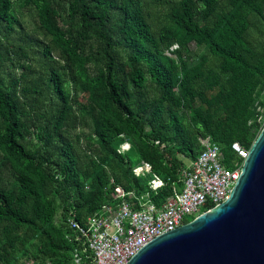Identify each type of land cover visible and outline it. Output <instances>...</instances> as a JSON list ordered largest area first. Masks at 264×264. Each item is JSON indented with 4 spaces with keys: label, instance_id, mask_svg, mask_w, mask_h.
<instances>
[{
    "label": "trees",
    "instance_id": "obj_1",
    "mask_svg": "<svg viewBox=\"0 0 264 264\" xmlns=\"http://www.w3.org/2000/svg\"><path fill=\"white\" fill-rule=\"evenodd\" d=\"M10 58L22 61L0 71V264H70L69 211L81 221L114 186L159 205L198 138L227 164L262 127L264 0H0V67ZM139 162L165 185L133 177Z\"/></svg>",
    "mask_w": 264,
    "mask_h": 264
},
{
    "label": "built area",
    "instance_id": "obj_2",
    "mask_svg": "<svg viewBox=\"0 0 264 264\" xmlns=\"http://www.w3.org/2000/svg\"><path fill=\"white\" fill-rule=\"evenodd\" d=\"M197 141L199 153L178 169L180 186L171 187V194L161 204L148 200L147 193L136 197L114 186L110 203L102 204L81 221L69 211L62 222L64 237L72 245L70 264H125L139 247L186 223V215H193L192 220L216 207L232 187L247 149L232 142L229 148L233 158L226 164L220 148L209 137ZM153 144L163 148L157 141ZM127 149L124 141L117 152ZM131 173L135 178L147 176L150 191L165 185L145 162H139Z\"/></svg>",
    "mask_w": 264,
    "mask_h": 264
},
{
    "label": "water",
    "instance_id": "obj_3",
    "mask_svg": "<svg viewBox=\"0 0 264 264\" xmlns=\"http://www.w3.org/2000/svg\"><path fill=\"white\" fill-rule=\"evenodd\" d=\"M125 264H264V123L223 200L148 241Z\"/></svg>",
    "mask_w": 264,
    "mask_h": 264
},
{
    "label": "rangeland",
    "instance_id": "obj_4",
    "mask_svg": "<svg viewBox=\"0 0 264 264\" xmlns=\"http://www.w3.org/2000/svg\"><path fill=\"white\" fill-rule=\"evenodd\" d=\"M20 19L23 22L24 28H25V33L27 34V37L29 39V44L32 45V47L29 49L30 52V56L32 57L33 55L36 54V49L34 46V40L36 37H38V33L36 32L37 30V26H36V20L35 17L32 15V13L28 12L26 9H23L20 11ZM173 48V47H171ZM168 56L169 54L166 53ZM12 61H15L16 63L19 64V62L22 61L21 58H10L9 60H6L3 62L2 66L0 67V71L2 72V74L7 77L8 75H10L11 73H13L14 75H19L21 70L16 68L15 65H12ZM196 62V59L187 61L188 65H192ZM7 75V76H6ZM79 102V98H77L76 103ZM257 102L259 103V107L257 108L258 110V114L260 117V120L257 122L258 126H262L264 123V101L262 100L261 94L260 97L257 99ZM29 131L31 132V129H29ZM86 133V129L84 128H80V126H77L74 130L75 133H82V132ZM145 131H147V128H145ZM31 139V142L34 144H38V141L33 140V136L29 137ZM181 159V163L185 166L188 164V159L187 158H183L180 157ZM60 213L59 211V206L57 207V211H56V218H58V214ZM193 217V215H186L184 217V221L188 222L191 218ZM29 260L27 262V264H34V261L31 259H27ZM24 260V261H27Z\"/></svg>",
    "mask_w": 264,
    "mask_h": 264
}]
</instances>
